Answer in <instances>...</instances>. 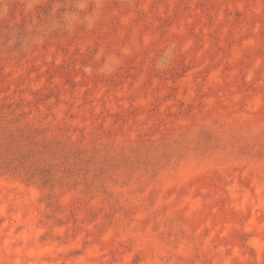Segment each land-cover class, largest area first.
I'll return each instance as SVG.
<instances>
[{
	"label": "rangeland",
	"instance_id": "rangeland-1",
	"mask_svg": "<svg viewBox=\"0 0 264 264\" xmlns=\"http://www.w3.org/2000/svg\"><path fill=\"white\" fill-rule=\"evenodd\" d=\"M0 138V264H264V0H0Z\"/></svg>",
	"mask_w": 264,
	"mask_h": 264
},
{
	"label": "trees",
	"instance_id": "trees-1",
	"mask_svg": "<svg viewBox=\"0 0 264 264\" xmlns=\"http://www.w3.org/2000/svg\"><path fill=\"white\" fill-rule=\"evenodd\" d=\"M0 143H1V145H4V147H6V148H4V147L2 148V146H1L0 147V151H10L11 150V147L9 145L8 146H5L7 142L4 141V139L0 138ZM11 151H13V149ZM7 160H8L7 155H5L3 153H0V170H3L4 169V167L6 166V161ZM4 170H7L8 171L9 168L6 167V169H4ZM21 170L25 174L24 176L27 179H29V180L35 178V176H38V175H36L34 173H31L30 171H27V169H25L23 167H22ZM40 174H42V172ZM43 178H45L44 180L47 181L48 179H51V175L49 174L47 177H43Z\"/></svg>",
	"mask_w": 264,
	"mask_h": 264
}]
</instances>
